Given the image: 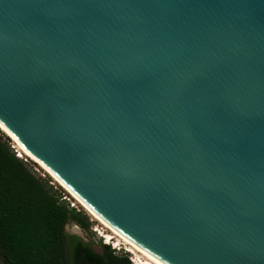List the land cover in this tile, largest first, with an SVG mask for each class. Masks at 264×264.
<instances>
[{
  "label": "water",
  "instance_id": "water-1",
  "mask_svg": "<svg viewBox=\"0 0 264 264\" xmlns=\"http://www.w3.org/2000/svg\"><path fill=\"white\" fill-rule=\"evenodd\" d=\"M0 130L156 264H264V0H0Z\"/></svg>",
  "mask_w": 264,
  "mask_h": 264
},
{
  "label": "trees",
  "instance_id": "trees-1",
  "mask_svg": "<svg viewBox=\"0 0 264 264\" xmlns=\"http://www.w3.org/2000/svg\"><path fill=\"white\" fill-rule=\"evenodd\" d=\"M0 131V254L5 264H69L74 253L90 264H132L109 245L99 254L66 231L69 220L88 230V215L37 176Z\"/></svg>",
  "mask_w": 264,
  "mask_h": 264
},
{
  "label": "rangeland",
  "instance_id": "rangeland-1",
  "mask_svg": "<svg viewBox=\"0 0 264 264\" xmlns=\"http://www.w3.org/2000/svg\"><path fill=\"white\" fill-rule=\"evenodd\" d=\"M10 142L12 143L11 140H10ZM12 146L15 147L14 144ZM21 158H23V160L27 161L28 165L32 168V170H34V172L37 176H41L42 178L48 180L49 183L54 186L56 191L60 195H62L63 199H65L71 207L74 206L75 208H77V210H82L88 215L89 220L91 221L90 229L85 230L79 224H77L75 221L69 220L65 225L66 231L71 233V234L76 233L79 236H81L82 238H84L85 240L91 241L92 244L94 245V247L98 251L102 252L103 251L102 245H104V244L109 245L108 243H105L104 237H102L100 234V232L103 233V231L105 230L104 225L101 224L100 221L95 219L93 217V215L82 204H80L70 193H68L63 187H61L49 175H47L41 168H39L27 156L24 155ZM109 246L113 250L114 255H116L117 257H127L129 262L133 263L132 260L135 259V256L131 251H128L126 249V245H121L118 248H114L112 244H110ZM0 264H5L3 261V258L1 257V254H0Z\"/></svg>",
  "mask_w": 264,
  "mask_h": 264
},
{
  "label": "bare ground",
  "instance_id": "bare-ground-1",
  "mask_svg": "<svg viewBox=\"0 0 264 264\" xmlns=\"http://www.w3.org/2000/svg\"><path fill=\"white\" fill-rule=\"evenodd\" d=\"M16 147V146H15ZM17 148V147H16ZM18 149V148H17ZM19 150V149H18ZM20 151V150H19ZM21 156H24V154L20 151ZM77 200V199H76ZM78 201V200H77ZM79 202V201H78ZM80 203V202H79ZM81 204V203H80ZM84 206V205H83ZM85 207V206H84ZM86 208V207H85ZM87 209V208H86ZM88 210V209H87ZM89 211V210H88ZM95 219L101 222V224L104 225V231L103 233L100 232L101 236L104 237L105 243L112 244L114 248H118L121 245H126V249L128 251H131L135 259L133 262L135 264H156L143 254H141L139 251H137L135 248H133L131 245H129L127 242H125L120 236H118L113 230H111L106 224H104L99 218H97L91 211H89Z\"/></svg>",
  "mask_w": 264,
  "mask_h": 264
},
{
  "label": "flooded vegetation",
  "instance_id": "flooded-vegetation-1",
  "mask_svg": "<svg viewBox=\"0 0 264 264\" xmlns=\"http://www.w3.org/2000/svg\"><path fill=\"white\" fill-rule=\"evenodd\" d=\"M81 239H82L83 243L85 244V248H90V249H92L94 252L99 253V254H105V253L108 252V251H107V247L105 246V244L102 245V249H103V251L100 252V251H98V250L94 247V245L92 244L91 241H89V240H85V239L82 238V237H81ZM90 262H92V261L90 260ZM90 262H89L88 260H85V261H82V263H81V260H80V256H79V254L76 255L75 253H74V257H73V258H70V260H69V264H90ZM92 263H94V262H92Z\"/></svg>",
  "mask_w": 264,
  "mask_h": 264
},
{
  "label": "built area",
  "instance_id": "built-area-1",
  "mask_svg": "<svg viewBox=\"0 0 264 264\" xmlns=\"http://www.w3.org/2000/svg\"><path fill=\"white\" fill-rule=\"evenodd\" d=\"M15 149H16V151H17V154H18L20 157H22L21 154H20V151H19L16 147H15ZM132 262H133V260H132ZM132 264H135V263L133 262Z\"/></svg>",
  "mask_w": 264,
  "mask_h": 264
}]
</instances>
